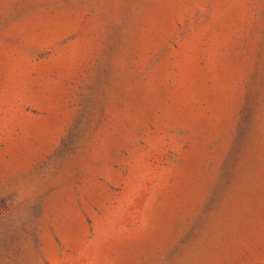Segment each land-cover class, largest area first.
<instances>
[{
    "label": "rangeland",
    "instance_id": "374dc122",
    "mask_svg": "<svg viewBox=\"0 0 264 264\" xmlns=\"http://www.w3.org/2000/svg\"><path fill=\"white\" fill-rule=\"evenodd\" d=\"M0 264H264V0H0Z\"/></svg>",
    "mask_w": 264,
    "mask_h": 264
}]
</instances>
